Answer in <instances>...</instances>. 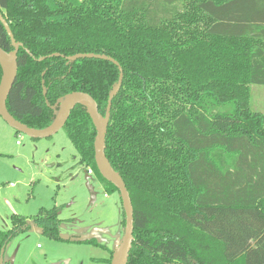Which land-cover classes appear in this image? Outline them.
Here are the masks:
<instances>
[{"label": "trees", "instance_id": "16d2710c", "mask_svg": "<svg viewBox=\"0 0 264 264\" xmlns=\"http://www.w3.org/2000/svg\"><path fill=\"white\" fill-rule=\"evenodd\" d=\"M0 15L21 44L6 109L28 128L51 126L73 92L104 116L121 68L104 153L133 209L127 264H264V116L250 108V86H264V0H0ZM0 49L14 50L1 23ZM79 54L118 66L66 59ZM62 129L80 165L118 193L96 168L87 107ZM10 222L0 256L30 228ZM32 222L63 241L55 208Z\"/></svg>", "mask_w": 264, "mask_h": 264}, {"label": "rangeland", "instance_id": "374dc122", "mask_svg": "<svg viewBox=\"0 0 264 264\" xmlns=\"http://www.w3.org/2000/svg\"><path fill=\"white\" fill-rule=\"evenodd\" d=\"M250 108L264 116V86H250ZM213 156L220 165L228 163L220 153ZM85 170L64 129L34 140L15 135L0 118V231L11 228L14 214L30 225L7 244L4 264H89L92 259L110 264L123 238L120 197L106 194L93 170L87 178ZM52 208L63 241L48 239L33 225L40 209Z\"/></svg>", "mask_w": 264, "mask_h": 264}, {"label": "water", "instance_id": "95a60500", "mask_svg": "<svg viewBox=\"0 0 264 264\" xmlns=\"http://www.w3.org/2000/svg\"><path fill=\"white\" fill-rule=\"evenodd\" d=\"M0 23L4 27L7 36L9 37L11 43L14 45V50L10 53H7L0 49V66L2 70V78L0 82V118L3 122L7 124L11 129L15 132L25 135L30 139H44L53 136L59 130H61L71 111L74 109L76 105H84L88 109L89 116L91 118L92 124L96 131V136L94 140V160L96 164V168L100 174V176L110 183L112 186L116 188L118 191L120 202L122 206V211L124 214V230H123V238L120 245L114 250L110 264H127L129 252L132 247L133 242V209L131 205V200L125 184L121 179L120 175L112 170L108 161L105 157V139L107 133V126L110 120V110L111 104L114 96L118 93L121 82H122V73L121 68L120 71V78L116 85V87L111 91L108 96L107 106L105 109L104 116H101L98 113L97 106L93 99L81 92H73L65 96L62 107L55 119V121L46 129L43 130H35L26 127L25 125L19 123L15 119H13L6 109V99L11 90V87L15 81L16 74H17V53L21 44L16 43L11 30L0 15ZM57 56V55H55ZM44 58H40L39 61L43 60ZM68 62L76 61L78 59H98L109 61L113 64L117 65L113 59L106 57L104 55H94V54H79L74 55L71 57L66 58ZM85 175L87 178V171L85 170ZM86 187L89 191L90 198L93 201L95 199L94 193L92 189L89 187L88 182H86ZM2 256H0V264H3Z\"/></svg>", "mask_w": 264, "mask_h": 264}, {"label": "built area", "instance_id": "2783aa9c", "mask_svg": "<svg viewBox=\"0 0 264 264\" xmlns=\"http://www.w3.org/2000/svg\"><path fill=\"white\" fill-rule=\"evenodd\" d=\"M87 173H88V174H91V171H90V169H88Z\"/></svg>", "mask_w": 264, "mask_h": 264}]
</instances>
